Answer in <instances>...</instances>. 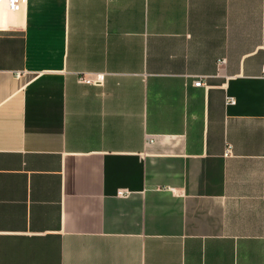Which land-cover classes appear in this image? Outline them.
<instances>
[{"label": "crops", "instance_id": "1", "mask_svg": "<svg viewBox=\"0 0 264 264\" xmlns=\"http://www.w3.org/2000/svg\"><path fill=\"white\" fill-rule=\"evenodd\" d=\"M263 66L264 0L0 1V264H264Z\"/></svg>", "mask_w": 264, "mask_h": 264}, {"label": "built area", "instance_id": "2", "mask_svg": "<svg viewBox=\"0 0 264 264\" xmlns=\"http://www.w3.org/2000/svg\"><path fill=\"white\" fill-rule=\"evenodd\" d=\"M0 1H2V0H0ZM5 1H6V4H7L8 8L10 10L16 11V10H19L22 2L25 1V0H5ZM262 72L264 74V66L262 68ZM19 75L20 74L18 73L17 76H19ZM82 81H84L85 83H88V84H91V83H93V84L94 83L99 84V83H101V81H103V75H98L97 76V79L95 81L94 80H91L89 78H86V77H84L82 79ZM194 84H195V86L200 87V86L203 85V82H202V80L199 79V80L195 81ZM234 103H235V100H233L232 98H228L227 99V104H234ZM230 153H231V147L230 146H227V148H226V155H228ZM118 195L119 196H124L125 194H123V192H119Z\"/></svg>", "mask_w": 264, "mask_h": 264}]
</instances>
